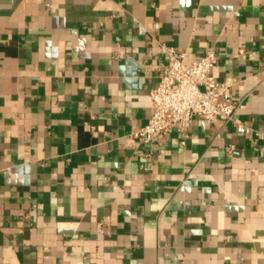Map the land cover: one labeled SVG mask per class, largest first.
I'll return each instance as SVG.
<instances>
[{
    "label": "crops",
    "instance_id": "1",
    "mask_svg": "<svg viewBox=\"0 0 264 264\" xmlns=\"http://www.w3.org/2000/svg\"><path fill=\"white\" fill-rule=\"evenodd\" d=\"M164 44L254 132L132 136ZM0 264H264V0H0Z\"/></svg>",
    "mask_w": 264,
    "mask_h": 264
},
{
    "label": "built area",
    "instance_id": "2",
    "mask_svg": "<svg viewBox=\"0 0 264 264\" xmlns=\"http://www.w3.org/2000/svg\"><path fill=\"white\" fill-rule=\"evenodd\" d=\"M162 52L167 62L157 68L158 83L150 92L151 115L146 123L133 129L132 136L149 143L177 129L186 138L195 115L231 123L239 133L254 132L250 125L236 120L240 101L230 85L211 74L219 60L213 48L193 60L187 51L173 45H162Z\"/></svg>",
    "mask_w": 264,
    "mask_h": 264
}]
</instances>
